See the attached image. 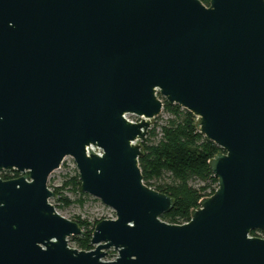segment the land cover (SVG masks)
I'll list each match as a JSON object with an SVG mask.
<instances>
[{
    "label": "water",
    "instance_id": "water-1",
    "mask_svg": "<svg viewBox=\"0 0 264 264\" xmlns=\"http://www.w3.org/2000/svg\"><path fill=\"white\" fill-rule=\"evenodd\" d=\"M158 95L222 150L182 225L138 164ZM65 157L115 214L89 251L49 202ZM1 170L0 264H264V0H0Z\"/></svg>",
    "mask_w": 264,
    "mask_h": 264
},
{
    "label": "trees",
    "instance_id": "trees-1",
    "mask_svg": "<svg viewBox=\"0 0 264 264\" xmlns=\"http://www.w3.org/2000/svg\"><path fill=\"white\" fill-rule=\"evenodd\" d=\"M199 1L205 6L209 5V0ZM158 97L163 103L161 111L168 117L159 126V133L156 132L155 122L153 128L148 130L145 141L140 142L138 164L143 183L173 199V208L160 219L169 224L182 225L189 222L190 212L198 206V202L214 193L217 180L212 176L208 162L222 150L199 133V123L191 112L179 105H169ZM155 119L158 120L159 115ZM0 178L10 180L11 177L2 172ZM72 182L80 191L79 177H74ZM59 192L60 189H53L54 195ZM58 201L69 203L63 196ZM98 222H94L91 228L81 226L83 235L74 238L79 250H91V234ZM257 234L264 236V231H252L250 236Z\"/></svg>",
    "mask_w": 264,
    "mask_h": 264
},
{
    "label": "rangeland",
    "instance_id": "rangeland-1",
    "mask_svg": "<svg viewBox=\"0 0 264 264\" xmlns=\"http://www.w3.org/2000/svg\"><path fill=\"white\" fill-rule=\"evenodd\" d=\"M167 114L161 113L159 114V119H149L150 128H153L155 122L157 124L156 132L159 133V126L163 123L165 119H167ZM126 118L133 123L139 122L143 118L136 117L134 115H126ZM197 123H199L197 118ZM136 144H140V141H136ZM94 152H97L98 149L92 148ZM17 172V171H15ZM18 175V176H17ZM22 174L15 173L14 177L18 178ZM17 176V177H16ZM78 176V171L76 169L75 163L71 157H65L60 167L53 171L48 179L47 186L53 193V189H60L59 194L54 195L49 199L50 204L55 208V211L62 217L71 220L78 221V225L87 226L91 228L96 221H101L104 219L115 218V214L113 210L107 206H105L101 201L91 195L83 193L81 190L79 191L77 187H74L72 182L74 177ZM79 177V176H78ZM68 183L67 186L64 184ZM197 183V182H194ZM60 196L66 197L69 200L68 204L64 202L58 201ZM83 230V228H81ZM80 236H72L67 239V246L72 249H77L76 242L74 238ZM260 238L259 236H255ZM94 249L92 246L91 250ZM89 251V250H87ZM106 255L102 258L103 261H111L117 256V252L113 249L104 250Z\"/></svg>",
    "mask_w": 264,
    "mask_h": 264
},
{
    "label": "built area",
    "instance_id": "built-area-1",
    "mask_svg": "<svg viewBox=\"0 0 264 264\" xmlns=\"http://www.w3.org/2000/svg\"><path fill=\"white\" fill-rule=\"evenodd\" d=\"M97 154H99L100 155V150H98L97 152H96ZM13 173V172H15V170H11V171H8V170H1L0 171V173ZM15 178V177H14ZM1 179V178H0ZM111 219H114V218H111ZM260 234H257V236H259ZM257 238V237H256ZM260 238L261 239H264V236L263 235H260Z\"/></svg>",
    "mask_w": 264,
    "mask_h": 264
},
{
    "label": "flooded vegetation",
    "instance_id": "flooded-vegetation-1",
    "mask_svg": "<svg viewBox=\"0 0 264 264\" xmlns=\"http://www.w3.org/2000/svg\"><path fill=\"white\" fill-rule=\"evenodd\" d=\"M9 174V177H11L10 179H15L14 178V174H15V172H13V173H8Z\"/></svg>",
    "mask_w": 264,
    "mask_h": 264
}]
</instances>
